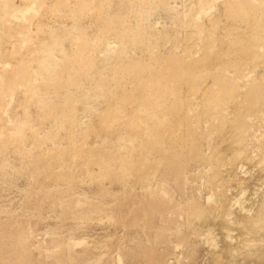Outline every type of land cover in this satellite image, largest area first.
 Here are the masks:
<instances>
[{
	"label": "rangeland",
	"instance_id": "rangeland-1",
	"mask_svg": "<svg viewBox=\"0 0 264 264\" xmlns=\"http://www.w3.org/2000/svg\"><path fill=\"white\" fill-rule=\"evenodd\" d=\"M0 264H264V0H0Z\"/></svg>",
	"mask_w": 264,
	"mask_h": 264
}]
</instances>
